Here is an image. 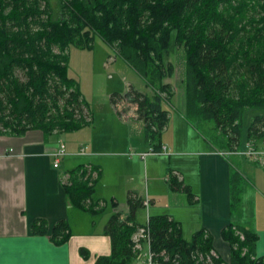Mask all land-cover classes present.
I'll list each match as a JSON object with an SVG mask.
<instances>
[{"label":"trees","instance_id":"16d2710c","mask_svg":"<svg viewBox=\"0 0 264 264\" xmlns=\"http://www.w3.org/2000/svg\"><path fill=\"white\" fill-rule=\"evenodd\" d=\"M185 56L184 117L212 121L219 134L216 149L235 151L241 117L251 116L246 138L253 145L264 139V0H0V135H21L30 129L44 134L71 132L90 121V113L77 81L67 75L70 46L90 49L99 37L132 68L150 93L129 88L111 94L110 101L125 99L134 105L143 124L144 138L157 146L167 122L162 101L171 94L163 76L171 73L162 62L170 34ZM164 95V96H163ZM232 162V161H230ZM84 166L67 172L64 191L70 205L93 211L96 180ZM169 188L192 194L174 175ZM242 176L230 169V208L239 203ZM144 199L128 194L127 215L114 209L104 224L109 253L93 264H128L139 254L133 234L143 228L149 239L153 264H220L209 255L211 238L204 229L187 240L180 225L167 215L136 220ZM32 234L47 232L43 219L29 224ZM229 245L227 264H264L254 256L255 232L233 222L220 231ZM69 236L64 220L50 229L49 238L61 243ZM86 258L88 251L79 248ZM209 256V261L206 260Z\"/></svg>","mask_w":264,"mask_h":264},{"label":"crops","instance_id":"0c3cea01","mask_svg":"<svg viewBox=\"0 0 264 264\" xmlns=\"http://www.w3.org/2000/svg\"><path fill=\"white\" fill-rule=\"evenodd\" d=\"M108 100L106 118H100V113L97 117L96 112L90 118L91 126L71 134L30 129L21 135H0V264H93L95 256L109 253L104 224L116 208L123 217L127 215L129 193L147 201L146 213L141 210L136 216L138 223L145 224L149 215H167L179 223L187 240L202 228L211 238L212 250L225 263L230 249L221 238V229L230 222L251 228L254 256L264 261V139L252 145L242 130L235 151L216 149L210 139L198 136L181 110L175 115L167 111L159 144L153 146L143 136L134 106L125 99L115 104L110 96ZM122 129L128 136L118 140L113 133ZM168 131L173 137L165 136ZM191 139L197 145L189 149ZM60 145L63 152L53 167V154ZM148 148L154 153L141 158L140 153ZM249 148L252 154L246 153ZM232 165L242 176L234 210L229 189ZM77 166L96 171L92 198L101 204L93 211L70 205L66 197L67 172ZM170 175L188 187L191 200L169 188ZM243 193L246 205L242 204ZM34 219L46 222V234L30 232ZM61 220L67 223L69 236L54 243L50 229ZM79 248L88 251L86 258L79 255ZM146 252L142 242L139 254L128 264H147Z\"/></svg>","mask_w":264,"mask_h":264},{"label":"rangeland","instance_id":"374dc122","mask_svg":"<svg viewBox=\"0 0 264 264\" xmlns=\"http://www.w3.org/2000/svg\"><path fill=\"white\" fill-rule=\"evenodd\" d=\"M162 62L170 63L171 73L166 74L162 78V82L168 83L171 87V94L162 101V106L172 115L178 111L184 112V75H185V56L181 46L174 43V33L170 34L169 45L162 54ZM67 75L74 78L78 82L80 92L89 106L90 118L96 114L97 117L106 118L104 114L108 112L106 105L109 104V96L111 94L124 95L129 88H134L138 91L150 93V89L145 85L143 79L126 63L117 57L115 51L106 45L99 37H94L90 49H79L70 46L67 57ZM164 96V95H163ZM124 102V101H123ZM124 104L126 111H130L131 106ZM131 112V111H130ZM259 113L258 110L247 109L241 117V131L244 135L247 131V126L251 116ZM113 114L115 115L114 111ZM107 120V119H106ZM194 130L206 139V137L217 144V131L213 128V122L191 121ZM91 126V122L88 123ZM191 124V123H190ZM71 134V132H60V134ZM118 140L121 137L128 136V132L124 130H116L113 133ZM133 134V133H132ZM134 136V134L132 135ZM165 136H172V131H168ZM175 136V135H174ZM134 138H131L133 142ZM61 143V142H60ZM197 145L194 140H190L189 149ZM133 154V153H132ZM230 161L233 159L231 153L228 154ZM138 182L137 178H135ZM144 178L142 182L144 183ZM242 204H247V197L243 193ZM247 208V207H246ZM142 213H146L143 209Z\"/></svg>","mask_w":264,"mask_h":264},{"label":"built area","instance_id":"2783aa9c","mask_svg":"<svg viewBox=\"0 0 264 264\" xmlns=\"http://www.w3.org/2000/svg\"><path fill=\"white\" fill-rule=\"evenodd\" d=\"M162 151L164 149V147L161 148ZM62 146L60 145V147L54 152V158H53V162H52V165L53 167H56L57 166V162H58V156L62 155ZM147 153H154L153 149L152 148H148L146 152H142L140 153V157L143 158ZM247 154H252L253 153V150L251 148L248 149V151L246 152ZM86 174L89 175L91 177V179L95 178L96 176V171H93L91 170L89 167H86ZM101 204V202H97V206ZM143 205H144V209L145 211H147V201L144 200L143 201ZM132 240L134 242V248L136 250H140V247H141V244L142 242L146 244V247H147V252H146V260H147V264H153L152 263V255H151V252L149 251V239H148V236L147 234L145 233L144 229L143 228H138L137 231L133 234L132 236ZM209 255L211 256H214L216 257V253L211 249L209 251ZM206 260L209 261V256L206 255ZM220 264H227L225 263L224 261H222Z\"/></svg>","mask_w":264,"mask_h":264}]
</instances>
